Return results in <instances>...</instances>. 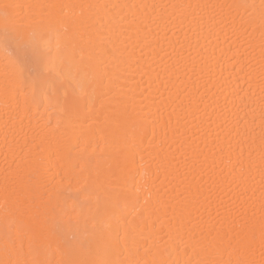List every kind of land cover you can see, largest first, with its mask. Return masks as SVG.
Listing matches in <instances>:
<instances>
[{
  "label": "snow or ice",
  "instance_id": "1",
  "mask_svg": "<svg viewBox=\"0 0 264 264\" xmlns=\"http://www.w3.org/2000/svg\"><path fill=\"white\" fill-rule=\"evenodd\" d=\"M126 7L129 6L63 0H0V95L6 107L11 108L10 100H19L23 94L24 118H29L33 109L38 114L40 109L56 114L55 123L48 119L30 129L31 147L26 142L19 153L9 149L14 167L5 169L0 181V264H257L252 258L256 216L254 212L249 215L251 206L247 201L226 209L227 231L187 228L183 215L169 220L168 241L178 256L171 262L165 258L169 248H160L157 232L143 237L145 246L141 252L136 242L138 220L158 211L153 197L160 203L157 181L161 170L165 179L171 177L177 182L176 188L184 186L187 191L186 181L202 153L189 145L182 164L175 154L164 153L162 145L168 138L164 125L159 150L149 152L148 162L135 169L136 156L147 151L143 136L145 107L125 94L109 95V85L115 86L119 77L97 55L98 17ZM151 7L179 10L181 16L197 25L211 23L225 10L235 13L229 16L235 25L241 10L248 13L258 8V21L255 12L248 13L247 26L241 24L235 30L248 33L259 27L264 63V0L258 6L235 3ZM104 55L117 61L116 70L131 59L129 56L121 60L114 49H104ZM104 97H109V103H101L99 110L85 103ZM13 111L19 112L20 105ZM261 119L264 120V110ZM4 131L7 139L8 135L15 137L18 131L23 132V128L18 130L15 117L10 115ZM261 139L264 142V135ZM41 143L55 148L59 173L52 174L47 166L40 152ZM228 149L233 173L239 168L231 182L237 188L247 185L251 177L245 176V168L251 172V152L245 162L241 150L233 163L231 144ZM260 174L264 185V167ZM74 186L75 194H69ZM261 191L259 231L264 248V188ZM179 195L183 196V192ZM176 203L183 208L190 206L183 200Z\"/></svg>",
  "mask_w": 264,
  "mask_h": 264
},
{
  "label": "bare ground",
  "instance_id": "2",
  "mask_svg": "<svg viewBox=\"0 0 264 264\" xmlns=\"http://www.w3.org/2000/svg\"><path fill=\"white\" fill-rule=\"evenodd\" d=\"M15 3H27L29 0H12ZM63 2L94 3L109 5H128L101 13L96 28L99 31L97 55L115 71L119 77L112 87L111 95L125 94L134 99L138 106L145 107L143 136L147 151L136 156L135 169H141L148 162L149 152L159 150L163 137V126L167 125L168 138L162 145L164 153L175 154L176 160L183 163V153L189 145L198 147L202 153L195 171L186 181L189 186L176 188L177 182L171 177L165 179L163 170L157 181L160 191V203H153L158 211L155 215L144 216L138 220L139 229L136 242L143 252V237L158 233L161 249L169 248L165 258L170 262L178 258L168 241V222L174 216L183 215L187 228L215 227L220 231L229 229L226 209L240 201H247L256 216V231L252 258L257 264L264 262L262 255L259 221L261 216L262 188L260 170L264 167V63L261 62V34L257 26L248 33L237 31L245 24L248 13L255 12L258 21V8L241 10L233 25L225 10L216 19L203 25H197L191 19H185L180 11L172 8H156L152 5L171 4H255L260 0H63ZM135 5L136 7H131ZM147 5L149 7H142ZM199 12V10H196ZM241 16L243 19H241ZM104 49H114L121 63L115 69L116 60L104 55ZM2 58V54H0ZM106 84L108 82L106 81ZM86 104L99 110L101 103H109V97L102 100H86ZM11 108L6 107L4 97L0 95V181L5 169L13 165L10 147L17 153L27 142L31 147L30 129L42 125L48 119L55 123L56 114L52 110L39 114L33 109L29 118H24L23 94L19 100H10ZM17 104L20 111H13ZM15 117L17 129L23 128L13 137L5 138L4 125L9 116ZM41 117H43L41 119ZM21 120L23 121L21 124ZM176 129L179 131L173 135ZM25 133H28L25 136ZM231 144V159L235 163L240 151L247 162L249 152L253 167L245 176L251 179L247 185L237 188L232 183V164L228 163ZM95 147V145H94ZM224 149L223 153L221 149ZM27 151V148H25ZM40 152L46 157L47 166L52 174L60 172L58 157L54 147L40 144ZM141 155L144 160H141ZM223 161V163H221ZM202 165V167H201ZM155 172V165H152ZM222 177V182H219ZM57 179L59 176L57 175ZM139 175H137V181ZM169 180H172L169 183ZM247 187V191H245ZM183 192V196L179 193ZM75 194V186L69 189ZM177 200L189 202L188 208L177 204ZM129 217V220H132ZM124 234L121 233L123 238ZM123 243V239H122ZM131 243V241H129ZM148 241V244H151Z\"/></svg>",
  "mask_w": 264,
  "mask_h": 264
}]
</instances>
